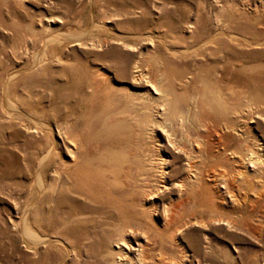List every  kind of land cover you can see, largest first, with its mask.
Listing matches in <instances>:
<instances>
[{
  "label": "rangeland",
  "instance_id": "obj_1",
  "mask_svg": "<svg viewBox=\"0 0 264 264\" xmlns=\"http://www.w3.org/2000/svg\"><path fill=\"white\" fill-rule=\"evenodd\" d=\"M231 13L264 38V0H0V264H264V100L247 128L217 119L256 157L251 167L244 153L235 158L244 174L229 192L217 184L211 210L190 184L175 185L192 159L162 138L186 146L197 124L159 118L150 87L174 66L170 41L197 36L189 23ZM240 45L257 51L249 63L264 60V43ZM119 152L138 169L127 184L90 174L81 186L84 168L94 173ZM21 213L59 242L26 241Z\"/></svg>",
  "mask_w": 264,
  "mask_h": 264
},
{
  "label": "bare ground",
  "instance_id": "obj_2",
  "mask_svg": "<svg viewBox=\"0 0 264 264\" xmlns=\"http://www.w3.org/2000/svg\"><path fill=\"white\" fill-rule=\"evenodd\" d=\"M233 12L235 13V11ZM234 16L231 13L212 25H206L197 20L189 23L188 30L189 27L190 29H196L198 31L197 36L191 35L188 39L179 40L173 38L170 41L168 52L171 59L168 61L174 65L170 71L171 76H166L163 71V74L159 72L160 75L158 74L155 78L156 80L150 86L153 95L152 99L157 102L155 104V113L159 118H163L165 114L169 113L171 115L173 113L174 115L179 114L178 124H181L185 119L182 115L185 114L186 118L191 115L193 123L197 124L196 127L199 131L193 138L188 139L186 135V141L188 142L186 146L183 144L182 138L175 139L171 136V132L162 130V138L163 143L172 147L173 151V148L176 151L179 150L178 152L183 151L188 154L187 159H192L188 164L190 168L188 173L182 180L175 182V185L180 187L184 183L190 184V190L193 188V190L197 191L196 195L200 201L204 202L206 207L211 210L216 208L217 184L222 186L225 192H229L227 190L229 188L228 185L233 184L236 178H241L244 174L240 175L239 171L235 170L233 164L235 165L236 163H233V161L240 160L241 154L244 153V156H248L246 157L247 166L251 167L256 157V152L245 142L239 141L236 136L233 138L230 135H224L223 130L219 127L221 122L219 121L218 125L217 119H223L224 128L229 129L232 127L231 131L235 130L234 124H240V122H243L245 128H247L246 119L252 117V113L257 114L250 108L252 109L255 105L262 102V99L264 100V85L260 83L264 79V72L255 71L257 68L264 69V60L260 63H249L246 60V54L252 53L253 55L257 51L244 50L236 46L240 44H245L249 47L263 46L264 38L260 35L258 29L249 24L237 22ZM55 36L58 35L55 34ZM258 51L264 54V50ZM179 59H182V61L179 62L180 65L178 66L179 63L176 61H179ZM11 76L12 73L6 79ZM5 86L6 82L2 85L1 91L6 98ZM189 98L193 100L191 104H184L185 102L187 103ZM8 105L10 106L11 104L8 102ZM260 109L257 107V110H254L259 113ZM31 121H33V118ZM38 123L40 124V122ZM46 151L48 150L46 149ZM119 153L108 157L102 167H95L93 169L94 173L84 168L82 171L84 181L81 186L87 187L90 174L91 177L96 175L97 180L108 184V186L127 184L130 178L137 174L138 169L134 170L133 160L128 155L125 156ZM42 160L40 161L39 159L40 162ZM77 160L73 159L74 165L78 164ZM158 173L157 177L160 178L154 182L163 188L166 181L164 182L162 179L166 171L160 170ZM230 177L234 178L231 183H227V179ZM217 180H219L218 183ZM16 222L20 224L21 232L29 243L37 244L42 242L46 244L48 241L59 242L56 236L47 237L35 231L25 213L18 217ZM136 251L138 254L142 250L138 248ZM160 264H163V262L161 261Z\"/></svg>",
  "mask_w": 264,
  "mask_h": 264
}]
</instances>
